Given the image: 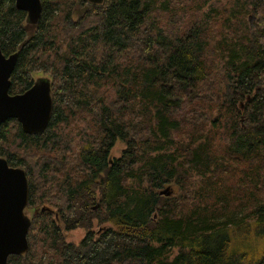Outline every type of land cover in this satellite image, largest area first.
Instances as JSON below:
<instances>
[{
    "label": "trees",
    "instance_id": "16d2710c",
    "mask_svg": "<svg viewBox=\"0 0 264 264\" xmlns=\"http://www.w3.org/2000/svg\"><path fill=\"white\" fill-rule=\"evenodd\" d=\"M40 2L0 0L9 93L52 97L41 133L0 126L29 189L6 264H264V0Z\"/></svg>",
    "mask_w": 264,
    "mask_h": 264
},
{
    "label": "water",
    "instance_id": "95a60500",
    "mask_svg": "<svg viewBox=\"0 0 264 264\" xmlns=\"http://www.w3.org/2000/svg\"><path fill=\"white\" fill-rule=\"evenodd\" d=\"M95 3L101 0H88ZM18 10L26 13L35 24L41 15L40 0H14ZM17 51L5 56L0 48V126L16 118L28 133H41L49 123L52 110L50 82L45 77L36 78L22 93L10 94V75L13 72ZM28 180L21 167L9 166L0 157V264H6L9 255H21L28 250L27 231L30 216L26 214ZM161 194H170L167 189ZM44 209V208H42ZM37 212V210H35Z\"/></svg>",
    "mask_w": 264,
    "mask_h": 264
},
{
    "label": "rangeland",
    "instance_id": "374dc122",
    "mask_svg": "<svg viewBox=\"0 0 264 264\" xmlns=\"http://www.w3.org/2000/svg\"><path fill=\"white\" fill-rule=\"evenodd\" d=\"M39 77H43V76L40 75ZM122 147H123L122 141L118 139L116 141L114 147L110 151V156L118 157L121 153ZM165 189H169V188L167 187ZM83 234H84L83 229L78 228L75 230L68 231L66 233V238L70 241L77 242L83 236ZM252 238H256V237H252ZM253 244H254V242H252V240L250 238H248L247 236L243 235L242 232H239L237 235V238H233V240H232V246L233 247L242 246L244 248H246V247L247 248H253L254 246H256L259 248L258 244L254 245V246H253Z\"/></svg>",
    "mask_w": 264,
    "mask_h": 264
}]
</instances>
